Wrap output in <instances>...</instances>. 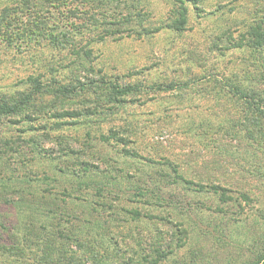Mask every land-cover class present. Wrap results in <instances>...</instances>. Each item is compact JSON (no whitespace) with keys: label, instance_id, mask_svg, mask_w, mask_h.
Instances as JSON below:
<instances>
[{"label":"rangeland","instance_id":"obj_1","mask_svg":"<svg viewBox=\"0 0 264 264\" xmlns=\"http://www.w3.org/2000/svg\"><path fill=\"white\" fill-rule=\"evenodd\" d=\"M178 1L145 0L147 25L167 22L170 12L177 9ZM185 2L188 21L181 32L164 27L147 34L129 33L120 39L108 38L93 45L94 71L88 73L89 77L98 79L105 75L114 82L137 84L141 90L126 96L128 102L108 119L93 123L91 133L97 140L92 153H87L89 156L85 159L103 170L98 175L107 176H121L125 172L146 174L157 169L170 173L167 165L170 162L180 175L192 182L191 188H199L195 192L187 190L183 183L163 181L157 189L160 199L156 204L131 201L126 196L118 203L114 202L118 208L136 209L140 213V218L133 222L130 215L122 213L123 220L130 221L122 227L123 233L137 225L134 235L140 233L146 242L155 235L153 239L158 238L162 247L171 248L159 264H244L251 260L253 250L264 247V138L252 141L246 138V129L238 132L234 124L241 121L243 106L225 93L218 80L235 75L242 85L264 88L261 79L264 72L254 61L256 55H252L247 47L233 43L240 30L245 29L242 22L251 20L254 8L264 5L262 0ZM133 28L140 32L136 24ZM227 31H232L234 37L230 43L224 39ZM63 54L45 43L21 51L0 45V93L15 96L16 91L28 86V77H49L48 63ZM256 57L264 63V52ZM86 73L80 72L79 76ZM70 74V68L66 67L57 75L66 81ZM81 80L84 79L81 77ZM170 82L176 84L174 89L164 91L148 87ZM183 82L187 85L177 87ZM45 99L49 100V96ZM101 99L100 104L105 107V97ZM58 100L64 108L73 109L81 105L93 106L97 96L88 92ZM25 116L29 117H0V177L16 178L11 186H20L28 172L40 174L45 169L47 174L56 175L50 159L23 164L3 144L5 140L16 141L19 131L30 124L36 128L64 124L62 129L52 133L66 136L74 150L84 149L85 129L79 125H66L72 118L38 116L31 108ZM262 118L259 126L264 127ZM246 126H250L249 123ZM112 131L123 138L121 144L114 140ZM30 133L35 132H25L21 137L26 138ZM101 133L108 136V143L98 140ZM41 136L42 147L57 157L61 150L55 135ZM123 149L134 156L125 155ZM104 157L109 158L107 162ZM64 179L59 175L60 183H53L51 187L57 194L54 197L65 199V202L59 201L58 206L67 203L63 212L82 217L85 212L82 204L92 201L93 189L84 187L79 193L76 182L75 186H70ZM149 186L154 188V185ZM212 186H219V191L215 193ZM64 187L69 190L63 192ZM35 188L31 187V191L37 193ZM77 196L80 199H76ZM38 204L37 207L30 204L13 206L0 201V215L5 226L3 235L9 239L10 232L22 233L27 218L34 217L35 220L39 215L42 205ZM23 210L24 214L20 212ZM160 216L166 217V221L159 219ZM71 222L75 224V221ZM111 227L115 228V225L112 223ZM87 228V225L83 226L84 230ZM128 236L125 242H129ZM69 248L80 251L73 241ZM13 261L14 258L5 261L0 254V264H15Z\"/></svg>","mask_w":264,"mask_h":264},{"label":"trees","instance_id":"obj_2","mask_svg":"<svg viewBox=\"0 0 264 264\" xmlns=\"http://www.w3.org/2000/svg\"><path fill=\"white\" fill-rule=\"evenodd\" d=\"M185 1L196 3L200 0H179L177 9L170 12L167 22L160 25L151 23L149 26L145 0H0V45L21 51L45 43L64 53L48 63L46 69L49 77H28V86L16 91L15 96L0 93V117L24 115L26 118L29 117L25 116L26 112L31 108L38 116L48 114L50 118L70 117L72 120L66 125H79L85 129L82 151L74 150L66 136L52 133L62 129L64 124L58 123L52 126L40 125V128L30 124L28 128L19 131L16 141H3L6 149L17 155L18 161L24 164L48 158L51 160L53 173L58 174L57 177L51 176L45 169H42L40 174L28 172L21 179L20 186H11L17 180L13 176L0 177L1 202L13 206L30 204L37 207L38 202L42 205L39 215L34 212L39 217L35 220L34 217L27 218V222L22 225L24 231L13 234L10 232L9 239L3 235L5 226L0 215V254L5 261L14 258L15 264H159L169 254L171 248L162 247L158 238L153 239L155 235L149 242L141 239L140 233L134 235L133 231L137 225L123 233L122 227L130 221L123 220L122 213L130 215L132 222L140 218V213L136 209L118 208L114 202L118 203L121 197L126 196L131 201L142 200L156 204L160 199L157 189L163 181L168 184L183 183V187L195 192H198L199 188H191L192 182L180 175L170 162L167 163L171 169L170 173L157 169L146 174L137 172L138 175L136 172H125L121 176L109 173L108 176L98 175L103 170L97 169L85 159L89 156L87 153H92L94 142L97 140L96 135L91 133V127L96 120L98 123L102 122L118 112L128 102L126 96L139 93L141 87L137 84L114 82L106 79L105 75L94 79L89 77L88 73L94 71L92 62L95 58V43L108 38L120 39L129 33L141 35L156 32L164 27L177 32L183 31L188 21V7ZM262 1L264 5V0ZM250 19L242 22L245 29L240 30L237 40H233L232 31H227L224 39L228 43L234 41L235 46L247 47L252 55L259 56L264 52V6L255 7ZM135 24L139 26L140 32L133 28ZM256 56L254 61L264 72V63ZM66 67L70 68L71 74L65 81L57 74ZM80 72L87 73L79 76ZM81 77L84 80H81ZM233 77L219 79L218 82L225 89V93L235 99L236 104L243 106L242 119L234 126H237L238 132L246 129V138L252 141L263 140L264 127L259 126V123L260 117L264 118V88H249L238 83V79H235L237 76ZM261 79L264 82V74H261ZM186 85L187 83L183 82L177 84V87ZM148 87L165 91L174 89L176 84L158 83ZM88 92L97 96L93 106L88 104L67 109L63 107L62 101L58 100L72 99ZM46 96H49V100L45 99ZM51 97L57 99L60 106H57L58 102ZM101 97H105V107L100 104L103 101ZM248 123L250 126H246ZM28 131H34L37 136L30 133L26 138L21 137ZM112 134L114 140L121 144L123 138L115 131H112ZM41 135H55L61 150L57 157L42 147L44 141L40 138ZM98 135V140L108 143V136L105 137L102 133ZM21 146L22 148H19ZM123 150L125 155L134 156L130 151ZM108 159L104 157L105 162ZM147 160L151 162L150 159ZM59 175L65 178L64 181L69 182L70 186L76 182L74 186L79 193L84 187L93 189L92 201L88 200L85 205L82 204L85 206L82 217L63 212L64 206H68L67 203L58 206L59 201L65 202V199L54 197L57 194L51 191V187L54 186L53 183H60ZM149 185H154V188ZM33 186H36L37 193L31 191ZM202 187L200 185V188ZM67 189L69 190L64 187L63 192ZM212 189L217 193L220 187L212 186ZM76 199H80V196ZM108 199L110 202H107ZM20 212L24 214L25 211ZM159 219L166 221V217L160 216ZM71 221H75V224ZM112 223L115 228L111 227ZM85 225L88 228L84 230ZM127 235L129 242H125ZM72 241L77 245L79 252L70 250L69 244ZM251 255V260L244 264H264L263 246L253 250Z\"/></svg>","mask_w":264,"mask_h":264}]
</instances>
